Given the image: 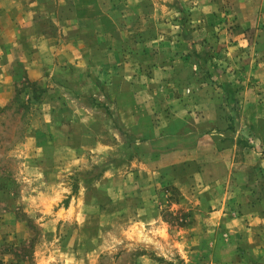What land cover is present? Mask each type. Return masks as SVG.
Here are the masks:
<instances>
[{"label": "rangeland", "instance_id": "374dc122", "mask_svg": "<svg viewBox=\"0 0 264 264\" xmlns=\"http://www.w3.org/2000/svg\"><path fill=\"white\" fill-rule=\"evenodd\" d=\"M164 2L171 8L164 17L189 41L178 42L175 57L167 48L148 50L151 44L150 56L136 41L140 28L122 27L125 42L114 67L131 69L137 104L130 108L99 105L98 94L83 88L73 105L86 108L84 120L73 118L74 107L53 103L61 87L30 82L19 69V82L0 102V264H264V121L255 128L257 139L247 132L240 90L230 83L233 65L264 66V56L253 52H264V25L240 30L230 22L228 30L247 38L238 48L221 38L231 12L191 11L190 0ZM156 64L163 66L157 77ZM220 84L226 106L217 108L232 116L228 131L246 133L228 139L236 152L226 223L210 215L221 203L204 200L220 194V185L203 192L193 175L174 185L181 177L168 176L170 165L162 161L196 142L201 121L188 120L189 108L194 99L220 95ZM180 114L184 121L175 118Z\"/></svg>", "mask_w": 264, "mask_h": 264}, {"label": "crops", "instance_id": "0c3cea01", "mask_svg": "<svg viewBox=\"0 0 264 264\" xmlns=\"http://www.w3.org/2000/svg\"><path fill=\"white\" fill-rule=\"evenodd\" d=\"M160 1L0 0V102L5 101L13 85L19 82L18 73L19 69H22L30 82L49 83L55 90L61 87L63 94L60 91L53 103L61 107L66 103L69 107H74L73 118L76 116L84 120L83 111H86V108L79 109L73 105L75 101H79L78 93L83 88L94 93V98L95 93L98 94V100L95 102L99 105L117 104L130 108L134 103L137 104V97H135L137 89H133L134 80L128 81L131 69L119 72L114 67L118 56L116 50L125 42L126 32L122 30V27L134 26L140 28L136 41L142 43V53L152 56V51L146 49L149 45L156 44L152 46L153 49L148 50L163 52L167 48L170 56L175 57L177 45L182 37L175 20L164 17V14L168 15L167 11L171 8L166 7L164 0L165 5ZM190 1L193 2L192 7H194L191 11H203L202 7L208 6L212 10L219 9L220 13L231 12V19L228 20L230 17L226 16L227 26L221 32V38L232 41L238 48L248 45L247 38L239 33L238 28L228 30L230 22L234 27L239 26L240 30L256 27L258 23L264 25V8L262 7L264 0ZM200 2H202L201 6ZM225 15L228 14H220L221 17ZM106 26H109V29ZM255 40L257 41L256 38ZM161 41L168 42V46L164 47ZM258 41L261 42V39ZM253 52L256 56H264L263 51ZM238 53L236 51L235 54L239 56ZM232 54L231 51L226 53L227 56H233ZM180 55L181 52L179 57ZM161 67H163L162 64L153 66L151 74L157 77L162 70ZM92 80L98 83L97 88L90 85ZM238 80L241 81L238 82ZM230 81L233 88L240 90L237 100L243 111L242 116L247 120L249 127V130L245 129L248 133L256 135L257 139L259 133H255V128L258 123L264 121V66L251 64L247 68L233 65ZM235 81L237 86L234 85ZM139 86L144 91L142 83ZM221 87L220 84L219 89ZM203 88L204 86L197 89L198 94H201ZM212 92L216 93L213 89ZM213 98L194 99L193 109L189 108L191 111L188 114V120H194L196 123L201 121L198 124L201 127L199 131H196L198 139L188 147V152L180 146L165 153L166 156L162 158V161L166 163L165 166L170 165L171 170L167 171L168 176L173 175L174 171L175 175L181 177L174 182V185L186 184L183 179L190 178V175H193L194 179L198 178L199 186L204 187L203 192L208 188L216 190V187L220 185L222 187L220 194L218 193L214 198L206 197L204 200L214 204L221 203L220 207L210 215L226 223L228 209L225 205L226 201L230 200L231 190L229 176L234 166L236 152V143L232 144V141L228 139L236 140L241 132L236 131L233 137L234 133L228 131L232 116L224 113L225 108L219 110L217 108L221 106L219 103L226 106V96L222 94V91L220 95L216 94ZM125 114L128 117L132 116V113H128L127 110ZM182 115L175 118L184 121V115ZM249 123L252 124L251 128ZM245 155L248 156L247 153ZM252 155L258 156L254 152ZM243 164L247 162L244 161ZM198 167L202 171L200 174L195 173ZM214 170H220L221 175L217 176ZM215 178H225V181L222 180L221 184H216ZM243 217L250 219L254 215L244 212Z\"/></svg>", "mask_w": 264, "mask_h": 264}, {"label": "trees", "instance_id": "16d2710c", "mask_svg": "<svg viewBox=\"0 0 264 264\" xmlns=\"http://www.w3.org/2000/svg\"><path fill=\"white\" fill-rule=\"evenodd\" d=\"M180 27H181V25H180ZM181 37H182V36H181ZM182 40H183V39H182ZM184 40H185V41H189L187 38H184ZM184 40H183V41H184ZM98 177H100V174L97 175V177H95V178H98Z\"/></svg>", "mask_w": 264, "mask_h": 264}]
</instances>
